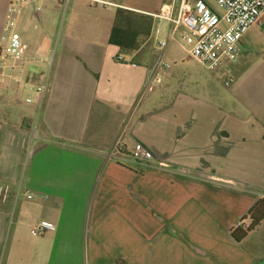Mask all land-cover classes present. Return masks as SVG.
I'll use <instances>...</instances> for the list:
<instances>
[{"label": "crops", "instance_id": "obj_1", "mask_svg": "<svg viewBox=\"0 0 264 264\" xmlns=\"http://www.w3.org/2000/svg\"><path fill=\"white\" fill-rule=\"evenodd\" d=\"M117 9L101 23L70 6L35 102L4 95L3 71L0 264H264V219L240 242L230 235L264 197V50L245 49L244 34L237 60L219 68L228 84L189 82L163 100L169 86L144 90L153 28L137 49L110 44ZM126 9L155 26L159 9ZM21 35L28 56L45 54L48 36ZM35 60L25 63L31 80ZM117 139L126 153H110ZM130 142L151 161H134ZM42 219L54 229L30 236Z\"/></svg>", "mask_w": 264, "mask_h": 264}, {"label": "built area", "instance_id": "obj_2", "mask_svg": "<svg viewBox=\"0 0 264 264\" xmlns=\"http://www.w3.org/2000/svg\"><path fill=\"white\" fill-rule=\"evenodd\" d=\"M38 1H7L0 32V80L3 71L23 72L26 69L25 63L37 59L27 55V44L19 31V24L26 11L35 7ZM64 1L65 4L67 0ZM214 1L219 10L204 0H178L176 7L172 0L169 4H163L159 12L152 14L156 18L152 31L156 54L146 75L145 92L153 90L154 84L161 81V73L168 67L164 60L166 47L175 38L176 32L181 46L189 56L208 70L227 67L237 60L242 36L264 15V0ZM37 8L35 11H38ZM38 60L43 61L41 58ZM226 71L229 75V69L226 68ZM228 83L226 80L225 84ZM41 89V86L37 87V90ZM110 153H126L119 139L114 142ZM127 154L140 164L152 159L151 152L141 143H135ZM157 163L163 165L162 162ZM54 227L52 222L42 219L31 227V233L41 235Z\"/></svg>", "mask_w": 264, "mask_h": 264}, {"label": "rangeland", "instance_id": "obj_3", "mask_svg": "<svg viewBox=\"0 0 264 264\" xmlns=\"http://www.w3.org/2000/svg\"><path fill=\"white\" fill-rule=\"evenodd\" d=\"M174 1V6L176 7L178 0ZM204 1L210 4L216 10H219V7L214 0ZM64 2V0H39L35 7H30L28 9L27 17L25 16L20 20L19 31L21 34L28 36L30 42H35V38L44 35L48 36L49 42L47 44V50L45 54L41 57H36L37 59L33 61L36 69L40 71V79L31 80L32 76L28 75L26 69L23 72L11 71L5 75L7 76L6 81L8 82L2 86L4 95H11L15 92L14 96L16 102L19 100L24 101L27 97L33 102L36 101L38 95L37 84L39 81H43L45 77H49L52 67L51 65L54 62L56 43L60 33L63 30V21L67 20L69 16L70 6H73V11L71 14L74 18L80 19L88 16L91 19L97 18L101 23H103L107 22L108 20L109 22L113 20L118 6L127 8L128 5H132L141 9H159L160 11V5L162 3L166 2L169 4L172 2V0H67L65 4ZM36 8L39 11L38 20H36L32 15ZM153 24L154 20L151 25V30L153 28ZM244 39L245 42L243 43V46L245 49L264 50V31L260 25H252L245 33ZM151 53L152 44L149 40V42L144 44L140 58L145 60ZM39 58L43 59V61H38ZM50 60L52 61L51 64L49 63ZM164 60L169 65V67L161 73V83H156V85H158L157 87L162 84V86H169L167 93L162 98L163 100L168 98L169 95H172V92L178 90L181 85H185V87H187L189 82L202 81L205 79L208 81L211 79L219 86L226 81L225 76H222L219 68L214 71L208 70L189 56V54L179 42L178 32L175 33V38L168 42ZM146 61L147 60L143 62ZM17 84L20 85V89L16 91ZM133 146V143L130 142V151L132 150ZM127 159L130 158L128 157ZM25 164L26 163H22V169H24ZM263 230L264 228L261 229V233L264 232ZM29 234L32 237H38L32 235L31 232Z\"/></svg>", "mask_w": 264, "mask_h": 264}, {"label": "trees", "instance_id": "obj_4", "mask_svg": "<svg viewBox=\"0 0 264 264\" xmlns=\"http://www.w3.org/2000/svg\"><path fill=\"white\" fill-rule=\"evenodd\" d=\"M151 25L152 16L145 13H136L126 8H118L110 29L108 42L124 51L137 49L148 39ZM263 219L264 197H260L247 209L240 219V223L230 230L231 237L240 242ZM244 220H247V222L244 223ZM180 238L189 244L185 237L180 236Z\"/></svg>", "mask_w": 264, "mask_h": 264}, {"label": "water", "instance_id": "obj_5", "mask_svg": "<svg viewBox=\"0 0 264 264\" xmlns=\"http://www.w3.org/2000/svg\"><path fill=\"white\" fill-rule=\"evenodd\" d=\"M261 27H262V28H263V30H264V25H262Z\"/></svg>", "mask_w": 264, "mask_h": 264}]
</instances>
